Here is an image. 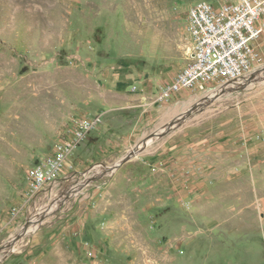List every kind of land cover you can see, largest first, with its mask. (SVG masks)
Instances as JSON below:
<instances>
[{"label": "rangeland", "instance_id": "rangeland-1", "mask_svg": "<svg viewBox=\"0 0 264 264\" xmlns=\"http://www.w3.org/2000/svg\"><path fill=\"white\" fill-rule=\"evenodd\" d=\"M199 1L0 0V264H264V36L252 84L158 97Z\"/></svg>", "mask_w": 264, "mask_h": 264}, {"label": "built area", "instance_id": "built-area-1", "mask_svg": "<svg viewBox=\"0 0 264 264\" xmlns=\"http://www.w3.org/2000/svg\"><path fill=\"white\" fill-rule=\"evenodd\" d=\"M189 58L169 83L160 88L159 99L169 101L181 92H200L205 96L248 76L259 58L256 42L264 36V0H235L213 4L199 1L188 12ZM102 117L81 116L74 120L52 156L28 172L34 194L45 188L65 169L69 157L87 134L100 126Z\"/></svg>", "mask_w": 264, "mask_h": 264}, {"label": "bare ground", "instance_id": "bare-ground-1", "mask_svg": "<svg viewBox=\"0 0 264 264\" xmlns=\"http://www.w3.org/2000/svg\"><path fill=\"white\" fill-rule=\"evenodd\" d=\"M191 58H196V51H193V53H192V55H191ZM256 78H258V75H257V76H256V75H253V76H251V79H250V77H249V80H248V81H250V82H248V83H244L243 81H246L247 79H245V78L243 77V78H241V79H238V81H234V82H231V83H229V84H233V83L238 82L237 85H233V87L231 88V89H234V88H238V87H241V86H247V85H250V84L253 83V81H255ZM242 79H243V80H242ZM225 89H227V88L225 87ZM213 95H214V94L210 95V96H209V99H212V96H213ZM209 99H208V100H209Z\"/></svg>", "mask_w": 264, "mask_h": 264}, {"label": "water", "instance_id": "water-1", "mask_svg": "<svg viewBox=\"0 0 264 264\" xmlns=\"http://www.w3.org/2000/svg\"><path fill=\"white\" fill-rule=\"evenodd\" d=\"M221 90H222V89H221ZM132 154H133V153L128 154V155L125 156L123 159H121L117 165H115V166L112 167V168H108V170H113L114 168H117V167H119L120 165L126 163V162L131 158ZM28 225H29V224H27L25 227H27ZM25 227H24V228H25ZM17 238H18V236H17ZM15 239H16V238H15Z\"/></svg>", "mask_w": 264, "mask_h": 264}, {"label": "crops", "instance_id": "crops-1", "mask_svg": "<svg viewBox=\"0 0 264 264\" xmlns=\"http://www.w3.org/2000/svg\"><path fill=\"white\" fill-rule=\"evenodd\" d=\"M174 79V78H173Z\"/></svg>", "mask_w": 264, "mask_h": 264}]
</instances>
